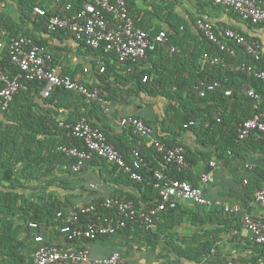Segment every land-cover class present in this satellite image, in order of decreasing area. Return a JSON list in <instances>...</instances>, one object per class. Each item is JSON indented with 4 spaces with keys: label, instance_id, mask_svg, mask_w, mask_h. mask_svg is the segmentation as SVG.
<instances>
[{
    "label": "trees",
    "instance_id": "obj_1",
    "mask_svg": "<svg viewBox=\"0 0 264 264\" xmlns=\"http://www.w3.org/2000/svg\"><path fill=\"white\" fill-rule=\"evenodd\" d=\"M62 1L63 5L71 4L70 15L83 4V0ZM20 5L28 11L24 16L30 20L29 16L36 6L26 0L21 1ZM52 14L46 12L45 16H35L37 17L35 24L48 31L46 21ZM134 22L136 23L135 20ZM136 26L144 29L138 24ZM2 27L10 32L13 29V24L6 18ZM179 27H181L180 24H171L169 30L165 31L168 37V47H158L156 51L148 53L146 60L143 61L121 63L113 52L101 47L95 53L100 55L102 60L99 70L101 66H104L105 70L101 73L98 82L94 85H88V87L103 88L109 93V98L110 95L120 90L121 92H132L137 96L143 94L145 97L168 102L170 110L165 111V117L160 121L162 127H165V134L162 136V134L157 135L155 133V136L169 147L180 146L184 148L179 137L183 132L190 131L200 139L201 145L207 148L211 146L214 149L216 160L223 165L228 164L231 155H239L240 149L247 145L248 141H252L253 146L247 145V147L264 154V141L261 138L252 136L244 141L236 140L239 126L246 119L255 114H260L264 109V104L241 94V88L247 84L257 94L264 97V83L247 74L224 69L220 64L210 65L202 61V54L208 53L211 56L220 57L225 62H245L254 65L255 68L264 69V54L262 53L259 61H254L243 49L237 48V57L232 59L228 54L220 52L218 47L209 42L199 31L198 37L194 40L193 49L190 52L186 49L184 55L176 56L170 53V48L186 39ZM147 31L155 34L161 30L147 29ZM20 34L29 38L24 32L17 29L13 36L17 37ZM32 42L40 45L38 42ZM86 48L91 52L89 47L86 46ZM152 54L156 59H150ZM175 56H179L178 59ZM147 62L151 63V67H145ZM0 68L10 76L15 77L18 74V70L10 62L8 52L2 49H0ZM19 81L25 87L20 88L7 110L0 109V223L3 224L0 264H27L26 257L21 253L23 244L18 240V235L24 228L15 226L13 219L3 223V216H18L26 228L31 224H35L37 227L42 224L47 225L58 236L64 237L65 247L59 246V248L63 247L64 249H70L74 246L76 249H86L88 244L95 243L98 239H109L118 235H125L129 237V242L136 244L151 240L152 228L145 230L138 225H130V223L127 227L118 229L115 234L99 237L96 240L69 241L63 235L61 229L64 224L62 219L57 217V214L75 208L70 202V198L73 197L75 190L81 188L78 185L82 179L77 178V172L72 170V167L77 163L76 159L61 152L59 147L75 146L83 149L84 145L79 139L69 135L68 129L60 127L59 122H63L65 125L75 124L85 119L91 126L99 129L106 142L113 144L127 161L132 157L133 151L138 148L144 161V165L136 170L142 176L140 182L133 180L122 169L102 158L93 157L89 161L91 164L106 166L104 173L113 176V180L104 178V182L111 188L113 185L134 187L141 194L143 200L140 201L134 196L123 198L122 194H117L116 190L110 196L111 198L131 200L138 207H149L159 202L158 191L150 183L153 181L152 177L155 170L162 171L172 178L193 183L194 179L190 175L189 168L199 158L192 159L190 154L185 151L188 166L184 171H179L174 165L165 163L161 154L153 146L147 147V143L145 144V141L135 134L132 128L124 127L122 132L116 135V138L121 136L130 139L132 142L126 146L127 149H121L120 143L112 141L108 127L99 125V122H106L104 119L106 114L96 104H87L82 97L63 88L56 89L46 99L41 98V106L45 107L47 112L46 115L37 114L35 112L36 101L37 99L40 100L39 93L44 83L41 81L28 82L24 79ZM201 81L217 83L218 86L213 91H208L204 98H197L194 90ZM1 88L2 84L0 83V90ZM228 90H232L231 96L226 95ZM71 98L80 101L81 107H74L75 113H70L67 120H57L53 115H59L60 110L65 111V108H69ZM54 101H61L62 103L66 101L69 104L58 105ZM53 105L54 109H48ZM79 108L83 110L80 112ZM215 116L219 118V122ZM190 122H196V125L184 128V125ZM206 122H208L207 128L204 127ZM146 123L150 125L148 122ZM202 158L207 161L210 159V155H202ZM54 168H57L60 175L73 179H61L60 184L56 186L52 180L46 182L43 189L40 190L41 193L36 196L41 200V204L34 201L30 195H25L20 191L27 189L25 187L27 181L37 180L47 170ZM261 172L257 171L259 174ZM51 186L70 192L69 196L61 199L53 193H46L45 190ZM260 188H264V186L255 184L251 189L247 187V192L253 197L254 191ZM103 201L104 199H100L89 204L98 207V213L101 215L112 217L114 210L102 208L100 205ZM175 210L161 212L154 219V223L160 216H167V213H172ZM81 220L84 226L87 217L84 216ZM255 246L257 253L253 258V263L258 259L264 260V246ZM192 260L195 264H201L202 256L196 254L192 256Z\"/></svg>",
    "mask_w": 264,
    "mask_h": 264
},
{
    "label": "crops",
    "instance_id": "obj_2",
    "mask_svg": "<svg viewBox=\"0 0 264 264\" xmlns=\"http://www.w3.org/2000/svg\"><path fill=\"white\" fill-rule=\"evenodd\" d=\"M21 1L23 0H0V41L5 42L14 38L15 30H21L32 41L50 49L53 65L58 67L61 75L79 79L87 86L96 84L101 76L99 72V65L102 63L100 55L88 51L81 41L67 31L53 33L39 27L35 24L37 17L33 12L29 16L30 20L25 18L24 14L28 11L20 5ZM26 1L43 8L48 13H60L64 4L62 0ZM259 1L264 8V0ZM125 2L132 19L138 25L143 26L146 31L147 29H160L165 32L169 30L171 24H180L179 30L186 39L172 46L179 49L176 56L184 55L186 49L188 52L193 49L194 40L199 35L196 25L198 19L212 24L219 38H222V31L231 29L243 34L248 40L258 41L264 54V27L249 25L230 8L217 5L214 0H125ZM6 18L13 24L10 32L2 27ZM150 59L153 60L156 57L152 54ZM145 67H151V63L147 62ZM41 98L36 101L35 112L46 115L47 110L41 106ZM54 102L58 105L69 104L66 101ZM70 102L69 108H65V111L60 110L59 115H53L57 120H67L70 113H75L74 107H81L80 101L75 98H71ZM48 109H54V105ZM78 110L81 112L83 109ZM167 110H170V106L165 100L145 97L143 94L137 96L135 93L119 90L110 95L108 115L104 118L106 122H99V125H106L112 141L120 143L121 149L125 150L132 141L121 136L116 138V135L122 132V127L118 125L120 118L134 115L155 128L157 135L162 134L163 136L165 127H162L160 121L164 119ZM260 115L264 119V109ZM179 139L192 159L199 158L195 164L190 166V175L194 179L193 184L203 190L204 196L212 203V206H200L189 200L179 201L175 211L167 213V216H160L154 223L151 229V240L136 244L129 242V237L125 235L98 239L95 243L86 246L92 260L120 252L133 264H195L192 256L196 254L202 256L201 264L253 263L257 249L242 228L240 219L244 212L254 217H264V208L258 206L252 194L249 195L247 192V187L251 189L255 184L264 186V154L247 147V145L253 146V142L248 141L247 145L240 149L239 155H231L228 164L223 165L216 160L214 149L211 146L207 148L201 145L200 139L192 132H183ZM145 144L147 147L150 146L146 141ZM202 155H210V159L206 161ZM211 162L217 163L215 168L210 166ZM84 165L76 176L82 179L78 185L81 188L75 190L73 197L70 198L74 207L108 198L115 190L117 194H122L123 198L134 196L140 201L143 200L134 187L112 184L111 188L106 184L104 178L113 180V176L104 173L105 165L102 167L90 162ZM257 171L263 173L259 174ZM202 175L208 177L206 183L199 181ZM65 178L68 177L60 175L57 168L49 169L37 180L27 181L25 185L27 189L20 191L25 195H30L34 201L41 204V200L36 196L41 193L40 190L46 182L52 180L56 186L60 184L61 179ZM244 181H246L245 184ZM54 186L47 188L45 192L53 193L61 199L69 196L70 192ZM224 204L238 205L240 210L234 214L223 213L219 206ZM10 219H13L15 226L24 228L18 235V240L23 244L21 253L26 257L27 264L32 263L33 252L37 246L34 237L37 235L42 236L43 242L49 246L65 247L64 237L58 236L47 225L26 228L18 216H3V223ZM2 230L3 224L0 223V244L3 241Z\"/></svg>",
    "mask_w": 264,
    "mask_h": 264
},
{
    "label": "built area",
    "instance_id": "obj_3",
    "mask_svg": "<svg viewBox=\"0 0 264 264\" xmlns=\"http://www.w3.org/2000/svg\"><path fill=\"white\" fill-rule=\"evenodd\" d=\"M214 3L230 8L249 25L264 27V8L259 0H214ZM71 9L72 6L69 3L62 5V11L53 13L46 21L47 30L53 33L69 32L89 47L92 53L104 47L107 51L113 52L121 63L135 62L146 60L148 53L155 51L158 47L168 46V37L164 31L151 34L135 25L125 0H83L82 6L72 15L69 14ZM33 12L36 16L46 15V11L41 7H35ZM196 25L209 42L217 46L220 52L228 54L230 58H236L237 48H241L254 61L260 60L262 47L258 41L248 40L243 34L231 29L222 31V38H219L214 26L202 19H198ZM0 49L8 52L11 64L18 70L17 76L13 77L0 68L1 110H7L20 88L25 87L19 81L24 79L28 82L41 81L44 83L39 93L42 98H48L53 91L63 88L76 93L87 104H96L102 112L108 115L109 93L103 88H89L79 79L61 75L58 67L53 65L49 48L37 45L20 34L8 41H0ZM170 53L176 55L179 49L172 47ZM202 61L210 65L220 64L224 69L247 74L264 83V69L255 68L254 65L245 62H225L220 57L211 56L208 53L202 54ZM104 70V66H101L99 72L102 73ZM217 86V83L201 81L195 87V95L197 98H204L208 91H213ZM241 94L264 104V97L257 94L247 84L242 86ZM226 95L231 96L232 90H228ZM215 118L219 122V118L217 116ZM118 125L122 128H132L135 134L161 154L165 163L174 165L179 171L187 168L184 148L169 147L161 142L155 136L154 128L141 118L128 115L120 118ZM195 125L196 122H190L184 125V128ZM59 126L68 129L69 135L79 139L84 145L83 149L75 146L59 147L61 152L76 159L77 163L72 167L73 172H78L85 163L93 157H98L122 169L133 180L138 182L142 180V176L136 171L144 165L138 148L133 151L132 157L127 161L112 144L106 142L99 129L91 126L85 119L75 124L65 125L59 122ZM207 126L208 122L204 127L207 128ZM252 136L264 141V119L260 114L253 115L239 126L236 140L244 141ZM210 166L215 168L216 163L211 162ZM152 178L153 181L150 183L158 191L159 196L157 204L138 207L131 200L108 197L100 206L107 210H114L112 217L101 215L98 213L99 208L92 204L71 208L65 213L57 214L64 224L61 232L69 241L96 240L99 237L115 234L118 229L127 227L128 223L149 230L154 225V219L161 212L176 209L179 201L189 200L200 206H212V203L204 196L203 190L189 181L172 178L159 170L154 171ZM199 181L206 183L208 177L202 175ZM253 200L258 206L264 208V188L254 191ZM219 209L223 213L234 214L240 210V207L224 204L220 205ZM84 216L87 220L83 226L81 219ZM240 222L252 244L264 246V217H254L244 212ZM31 227L37 228L35 224H31ZM34 241L37 246L33 252L31 264H133L120 252L92 260L87 249H64L49 246L43 242L40 235L35 236ZM253 264H264V260L258 259Z\"/></svg>",
    "mask_w": 264,
    "mask_h": 264
}]
</instances>
